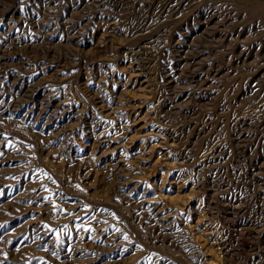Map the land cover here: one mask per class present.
Wrapping results in <instances>:
<instances>
[{"label": "rangeland", "instance_id": "rangeland-1", "mask_svg": "<svg viewBox=\"0 0 264 264\" xmlns=\"http://www.w3.org/2000/svg\"><path fill=\"white\" fill-rule=\"evenodd\" d=\"M105 1L0 0V79L3 81L0 89L9 93V97L13 96L9 109L0 105V264H60L69 254V249L74 247L76 248L74 258L81 264H146V262L147 264H230L232 260L231 264L235 262L241 264L240 260L249 258L251 252H248L250 251L248 249L243 251L240 245L237 246L238 242H242V237L236 229L239 227L235 222L248 219L253 223L261 217L253 209L255 197L251 189L253 182L258 185L257 176L260 174L253 164L255 158H258V165L264 163V128H262L264 112L254 111L250 103L256 101L255 97H252L253 93L255 95L256 92H260L258 99L264 96V0H189L191 2L188 1V5L180 9L182 11L185 8L182 14L181 11L179 15L177 13L178 16L168 11L163 12L171 4L170 0H157L156 4L153 2V7L150 6L151 10L148 5L141 9L135 2L130 3V8L129 5H125L126 9H123L122 6L119 7V0H109L107 3H110L109 5L104 4ZM7 8H9L8 14L5 13ZM211 10L216 14L214 27L210 26L206 31L198 30L192 37L196 47L203 48L200 57L203 65L199 70L204 72L212 60L222 68L217 74H220L219 78L218 76L217 79L214 78V89L207 91L209 96L194 106L196 109L202 107L195 114L197 118L201 114L202 118H206L214 107L220 109L218 112L221 111L217 112L213 119L214 125L221 124V121L224 123H222L224 128L221 124L217 129L221 130L217 134L221 136L218 137L219 139L224 140H222L225 146L223 150L226 153L223 154L224 158L221 156L222 159L220 158L218 163L222 168L219 175L223 177L216 178L220 181L216 178L207 180V171L205 169L197 171L196 167V163L202 159L201 155L206 146L210 145L211 140L207 143L206 138L196 139L194 133L189 134L179 130V122L185 120L179 113L162 111L160 116V113L155 112L158 100L162 99V94L168 89L162 79L161 65L175 52L166 50L161 53L155 50L151 40L143 42L141 37H138L139 33L135 34L145 20L157 18V13L161 11L165 15L158 21L161 29L170 28L173 32L191 33L197 20L199 22L205 19V14H211L209 12ZM49 20L54 23V29L47 32L44 25ZM111 23L115 25L110 27ZM230 28L233 31L234 29L243 31L238 38L242 41L238 39L235 41V37H232L231 41L226 39V37L230 38ZM231 42L233 46L230 45ZM240 51L247 54L246 58L241 56L242 60L231 63V54L235 57ZM133 52L139 54L142 59L140 62L144 64L142 62L136 64L137 59H131L134 57L131 56ZM83 55L86 58H82ZM227 61L230 64H227ZM86 62H88L87 66ZM142 64L146 66L145 69L142 68ZM257 70L263 73L252 79L253 73ZM95 91L98 94H95ZM43 93L48 95L44 99V104L48 105L49 110H56L58 114L49 124H46V116L43 118L41 114L43 109L40 105L32 108L36 120L23 116L29 107L18 106L23 97L30 95L36 100L39 98L40 101ZM250 98H254L255 101L252 102ZM212 102L214 106L210 107ZM243 106H248V109ZM226 107L230 110H225ZM241 110L247 113L243 115ZM225 111L227 113L230 111L229 115ZM205 112H209L208 115ZM240 113L247 117L246 121H249L246 124L249 126L247 129L246 126L235 124ZM225 118L229 119L225 120ZM252 118L256 120L253 121ZM258 120L260 121L256 122ZM229 124L230 127H227ZM218 125L215 127L217 128ZM250 127L252 129H249ZM257 128L260 131H256ZM226 129L230 132L227 133L228 136ZM240 130L243 134H248L247 137L237 138V132ZM187 139L189 145L192 144L190 148L192 150L188 153L183 149ZM254 140L258 141L257 146H254ZM245 144L247 145L243 146ZM248 145L251 148L254 146V149L251 150ZM180 152L192 156L184 160ZM253 169L254 174L251 172ZM18 175L20 177L16 178ZM222 180L235 182V185L231 184L233 190L231 188L230 191L234 192L239 201L246 206L242 216L235 214L229 208L231 205L219 199L221 194L216 196L222 190L219 188ZM15 181L20 188H17V192L16 190L10 192L7 186ZM212 190L215 191L214 195ZM158 204H162V207ZM159 206L161 210L157 211ZM202 206L203 212H200L199 208ZM226 222L228 227L225 226ZM161 226L164 230L156 232ZM216 229L223 230V235L227 232L226 235L231 236V239L235 237L229 243H234L232 247L223 242L225 236L221 238L214 233L217 232ZM214 235L217 236V243L213 241ZM247 238L243 241L250 242L249 237ZM211 241L214 243L212 244ZM185 242L188 246L192 245L191 249H206L205 258L195 260V263L185 261V257L178 252L176 245ZM208 244L212 246L210 250L212 248L215 250L211 251L213 253L209 251ZM219 245L221 249H217ZM223 248L230 249V252ZM235 250H238L239 254H236ZM224 256L234 258L227 259ZM238 258L240 259L237 260ZM251 263L249 260L242 264ZM254 263L262 264L257 262L252 264Z\"/></svg>", "mask_w": 264, "mask_h": 264}, {"label": "bare ground", "instance_id": "bare-ground-1", "mask_svg": "<svg viewBox=\"0 0 264 264\" xmlns=\"http://www.w3.org/2000/svg\"><path fill=\"white\" fill-rule=\"evenodd\" d=\"M94 1V0H93ZM96 1V0H95ZM104 1V0H103ZM108 1L109 0H106L105 2H103L104 4L106 3H108ZM115 1V0H114ZM121 0H119L118 2L120 3V5H119V7H121L122 6V8L123 9H126V8H124V6L126 5H129V7L128 8H130V3L131 2H135V4H137V6H139V7H141V9L142 8H144V6H152L153 5V2L155 3L157 0H126V1H121ZM148 1V2H147ZM189 0H170V5L167 7V9L166 10H164L163 12L165 13V11H168V12H170L172 15H175V16H178L179 15V12L181 11L180 9H183L182 7H185L186 5H188L187 4V2H188ZM215 1V0H214ZM99 2H101V1H99ZM117 2V3H118ZM163 2V1H162ZM166 2V1H165ZM189 2H191V1H189ZM209 2V1H208ZM223 2V1H222ZM85 3V2H84ZM97 3V2H96ZM103 3H101V4H103ZM116 3V4H117ZM27 4V3H26ZM110 4V3H109ZM109 4H107V5H109ZM112 4V3H111ZM132 4V3H131ZM156 4V3H155ZM194 4V3H193ZM34 5V4H33ZM74 5V4H73ZM88 5V4H87ZM100 5V4H99ZM164 5V4H163ZM248 5V4H247ZM16 6V5H15ZM14 6V7H15ZM101 6H103L104 7V5H101ZM116 6V5H115ZM118 6V5H117ZM147 6V7H148ZM214 6V5H213ZM250 6V5H249ZM7 7V6H6ZM9 7V6H8ZM77 7V6H76ZM102 7V8H103ZM138 7V8H139ZM153 7V6H152ZM159 7V6H158ZM191 7V6H190ZM197 7V6H196ZM200 7V6H199ZM207 7V6H206ZM92 8V7H91ZM118 8V7H117ZM132 8H133V6H132ZM154 8H155V6H154ZM157 8V7H156ZM195 8V7H194ZM43 9V8H42ZM111 9H114V8H112L111 7ZM150 10L152 9L151 7L149 8ZM222 9V8H221ZM54 10V9H53ZM104 10V9H103ZM102 10V11H103ZM131 10V9H130ZM133 10V9H132ZM136 10V9H135ZM138 10V9H137ZM144 10V9H143ZM143 10H141V11H143ZM161 10V9H160ZM184 10H185V8H184ZM184 10H182L181 11V14H182V12L184 11ZM215 10V9H214ZM56 11V10H55ZM105 11V10H104ZM103 11V12H104ZM117 11H118V9H117ZM120 11V10H119ZM123 11V10H122ZM128 11V10H127ZM11 12H12V10H11ZM99 12V11H98ZM108 12V11H107ZM112 12V11H111ZM116 12V11H115ZM126 12V11H125ZM156 12V11H155ZM209 12H211V14L209 13V14H205V19H203L202 21H199L198 22V20H197V22L194 24V27H193V29L190 31L191 33H181V32H173V31H171L170 30V28H169V30H170V32H168L169 30L168 29H161V25H159L158 26V24L160 23V22H158L163 16H165L164 15V13H162V11L159 13H157V15L158 16H156L157 18H155V17H152V18H155V19H152L151 17V19L150 20H145V22L143 23V25H142V27L135 33V34H137V33H139V35L140 36H138V37H141L140 39H142L143 40V42L145 41V40H151L152 41V43H151V41H150V43L152 44V46L153 47H155V50H158L159 52H166V50H168L169 52H170V50H172V51H174L175 53L173 54V56L172 57H168V59H166V60H164L163 61V64L161 65V72H162V79L165 81V83H166V85L168 86L167 88V90H166V92L164 93V94H162L163 95V97H162V99L161 100H158V102H157V105H156V113H160V112H162V111H167V112H172V113H179L180 115H182L184 118H185V120H183L182 122H179L180 123V125H179V130H181V131H183V132H188L189 134L190 133H194V136H195V138L196 139H201L202 137H203V139H205L206 138V140H207V143H209L210 142V140H211V142H213V143H211L210 142V145H208V146H206L207 148L204 150V153H202V155H201V157H202V159L200 160V161H198L197 163H196V167H197V171H199V170H202V169H205L207 172H206V175H207V180H208V178H216V177H219L220 175H219V173L221 172V170H222V168H221V166L220 165H218V163H219V161H220V158L222 159V157H223V154H226V153H224V148H225V146L223 145V142H222V140H223V138H222V140L221 139H219L220 137H219V134H217V133H219L221 130H217L218 128H219V125H221L223 122L221 121V124H213V119H214V116L215 115H217V112L220 110H218V109H216L215 107L211 110V112H210V114L208 115L207 113H209V112H205L206 113V115H208V116H206V115H203V116H206V118H202L201 116H202V114H201V116L200 117H196V112L198 111V109L199 108H202V107H199V108H197L196 109V107L194 106V104H196L197 102H200V101H202V100H204L207 96H209V94H208V92L207 91H209L211 88L212 89H214L213 88V84H214V78L215 79H217V77L216 76H218V78H219V75H217L218 74V72L221 70V66L219 65H216V63H215V61H211L210 63H209V65H208V67H207V65H205V68H206V70L204 69V72H201L200 70H199V68H201L202 67V65H203V62H202V60H201V55H202V49L200 48V47H196V44H195V42L193 41V33H195L196 32V34H197V31L198 30H207L210 26L212 27H214V24H215V20H214V18H215V16H216V14H215V12H213L212 13V10L211 11H209ZM5 13H9V8H7L6 9V12ZM49 13V12H48ZM84 13V12H83ZM95 13V12H94ZM109 13V12H108ZM118 13V12H117ZM130 13V12H129ZM150 13V12H149ZM169 13V14H170ZM177 13H178V15H177ZM219 13V12H218ZM97 14V13H96ZM111 14V13H110ZM166 14H167V12H166ZM170 14V15H171ZM66 15H68V14H66ZM115 16V15H114ZM133 16V15H132ZM181 16V15H180ZM229 16V15H228ZM68 17V16H67ZM78 17V16H77ZM101 17V16H100ZM106 17V16H105ZM204 17V16H203ZM226 17V16H225ZM234 17V16H233ZM94 18V17H93ZM137 18V17H136ZM192 18V17H191ZM219 18V17H218ZM7 19V18H6ZM103 19V18H102ZM118 19V18H117ZM125 19V18H124ZM223 19V18H222ZM13 20V19H12ZM108 20V19H107ZM106 20V22H108ZM112 20V19H111ZM189 20V19H188ZM196 20V19H195ZM226 20V19H225ZM230 20V19H229ZM116 21V20H115ZM118 21V20H117ZM121 21V20H120ZM218 21V20H217ZM236 21V20H235ZM242 21V20H241ZM135 22H137V21H135ZM158 22V23H157ZM186 22V21H185ZM194 22V21H193ZM193 22H192V24H193ZM228 22V21H227ZM243 22H245V21H243ZM133 23V22H132ZM138 23V22H137ZM191 23V22H190ZM219 23V22H218ZM229 23V22H228ZM69 24V23H68ZM109 24V23H108ZM117 24V23H116ZM136 24V23H135ZM187 24V23H186ZM191 24V25H192ZM230 24V23H229ZM234 24H235V22H234ZM233 23H232V25H234ZM100 25V24H99ZM111 25H115V23L114 24H110V27H111ZM223 25V24H222ZM241 25V24H240ZM43 26V25H42ZM119 26H121V25H119ZM102 27V26H101ZM117 27V26H116ZM116 27H115V29H116ZM123 27V26H122ZM164 27V26H163ZM176 27V26H175ZM225 27H228V26H225ZM230 27H232V26H230ZM118 28V27H117ZM177 28V27H176ZM175 28V30H177ZM179 28V27H178ZM234 28V27H233ZM44 29H45V31H50V30H52V29H54V23L52 22V21H47L46 23H45V25H44ZM180 29V28H179ZM188 29V28H187ZM239 28H237V30H238ZM256 29V28H255ZM90 30V29H89ZM120 30V29H119ZM131 30V29H130ZM226 30H228V28L226 29ZM114 31H116V30H114ZM90 32V31H89ZM224 32V31H223ZM242 30L241 29H239L238 31H235V29H234V31L230 28V33H229V36H230V38L228 39L227 37H226V39L228 40V41H231V39H232V37H235L234 38V40L236 39H238L239 38V36H240V34H242ZM124 33V32H123ZM199 33V32H198ZM202 33V32H201ZM51 34V33H50ZM133 34V33H132ZM244 34V33H243ZM117 35V34H116ZM134 35V34H133ZM120 36V35H119ZM118 36V37H119ZM129 36V35H128ZM207 36V35H206ZM222 36V35H221ZM224 36H227V35H225L224 34ZM223 36V37H224ZM228 36V37H229ZM80 37V36H79ZM109 37H111V36H109ZM120 37H122V34H121V36ZM123 37H124V35H123ZM210 37V36H209ZM243 37V36H242ZM95 39V38H94ZM97 39V38H96ZM128 39V38H127ZM209 39V38H208ZM211 39V38H210ZM214 39V38H213ZM216 39H218V38H216ZM223 39V38H222ZM248 39V38H247ZM250 39V38H249ZM119 40V39H118ZM123 40V39H122ZM139 40V39H138ZM233 40V39H232ZM235 40V41H236ZM238 40H241V39H238ZM253 40V39H252ZM125 41V40H124ZM141 41V40H140ZM220 41H221V38H220ZM224 41V40H223ZM227 41V42H228ZM234 41V42H235ZM242 41V40H241ZM241 41H239V42H241ZM245 41V40H244ZM250 41V40H249ZM110 42V41H109ZM208 42V41H207ZM214 42V41H213ZM238 42V43H239ZM96 43V42H95ZM113 43V42H112ZM149 43V42H148ZM148 43H146V45L148 44ZM225 43H226V41H225ZM229 43V42H228ZM94 44V43H93ZM227 44V43H226ZM237 44V43H236ZM115 45V44H114ZM113 45V46H114ZM230 45L231 46H233V44H232V42L230 43ZM240 45V44H239ZM234 46H235V44H234ZM111 47V46H110ZM115 47V46H114ZM238 47V46H237ZM143 48H144V46H143ZM235 48V47H234ZM233 48V49H234ZM241 48H245V47H241ZM99 49V48H98ZM111 50V49H110ZM120 50V49H119ZM118 50V51H119ZM149 50V49H148ZM243 50V49H242ZM129 51V50H128ZM151 51V50H150ZM149 51V52H150ZM168 51H167V53H168ZM95 52H96V50H95ZM104 52V51H103ZM112 52V51H111ZM130 52V51H129ZM218 52V51H217ZM217 52H215V53H217ZM59 53V52H58ZM94 53V52H93ZM152 53V52H151ZM154 53H156L155 51H154ZM166 53V54H167ZM211 53V52H210ZM218 53H220V52H218ZM232 53H235V52H232ZM242 53H245V52H243V51H240L238 54H236L235 55V57L233 56V54H231L232 55V57H234V58H232V57H230L229 59H230V62L232 63H234V61H238L240 58H241V56H244V57H242V58H246V56H247V54L245 53V54H242ZM45 54H47V53H45ZM1 55V54H0ZM42 55V54H41ZM103 55V54H102ZM121 55V54H120ZM134 55V57H131V56H133ZM139 54H137V53H135V52H133L132 53V55L130 56L131 57V59L132 58H136L137 60H136V64H140L141 62H140V60H142L139 56H138ZM153 55V54H152ZM158 55V54H157ZM168 55V54H167ZM207 55V54H206ZM217 55V54H216ZM51 56V55H50ZM98 56V55H97ZM122 56V55H121ZM151 56V55H150ZM215 56V55H214ZM229 56H230V54H229ZM86 58V56H82V58ZM96 57V56H95ZM111 57V56H110ZM164 57V56H163ZM94 58V57H93ZM97 58H99V57H97ZM150 58H152V57H150ZM158 58V57H157ZM225 58V57H224ZM91 59V58H90ZM89 59V60H90ZM206 59H207V56H206ZM210 59V58H209ZM45 60V59H44ZM80 60V59H79ZM98 60V59H97ZM100 60V59H99ZM114 60V59H113ZM215 60H217V59H215ZM220 60V59H219ZM227 60H228V58H227ZM240 60H242V59H240ZM243 60H245V59H243ZM248 60V59H247ZM41 61V60H40ZM43 61V60H42ZM94 61V60H93ZM92 61V62H93ZM132 61V60H131ZM205 61H207V60H205ZM221 61V60H220ZM223 62V61H222ZM230 62L229 61H227V64L229 63L230 64ZM242 62V61H241ZM43 63V62H42ZM83 63V62H82ZM87 63L88 62H86V66H87ZM143 63V62H142ZM236 63V62H235ZM242 63H245V61H243ZM95 64V63H94ZM135 64V65H136ZM144 64V63H143ZM142 64V68L143 69H145V67L146 66H144ZM205 64V63H204ZM78 65H80V63H78ZM224 65V64H223ZM232 65V64H231ZM243 65V64H242ZM85 66V67H86ZM137 66V65H136ZM227 66V65H226ZM247 66V65H246ZM92 67V66H91ZM160 67V66H159ZM235 67V66H234ZM228 68V67H227ZM147 69V68H146ZM229 69V68H228ZM231 69V68H230ZM93 70H94V68H93ZM147 71V70H146ZM149 71V70H148ZM147 71V72H148ZM237 71V70H236ZM150 72V71H149ZM148 72V73H149ZM222 72V71H221ZM220 72V73H221ZM227 72V71H226ZM229 72H230V70H229ZM264 72V71H263ZM263 72H261V73H263ZM151 74H152V72H150ZM224 73V72H223ZM236 73V72H235ZM260 73V70H257V71H255V73H253V77H251L252 79L253 78H255V76H257V75H259V74H261ZM91 74H92V72H91ZM97 74V73H96ZM110 74V73H109ZM156 74H158V73H156ZM155 74V75H156ZM82 75V74H81ZM145 75V74H144ZM147 76H148V74H147ZM263 76V75H262ZM150 77V76H149ZM158 77V76H157ZM224 77V76H223ZM250 77V76H249ZM258 77H261V76H258ZM1 78V77H0ZM18 77H16V79H17ZM102 78V77H101ZM113 78V77H112ZM148 78V77H147ZM221 78V77H220ZM250 78V79H251ZM98 79V78H97ZM151 79H153V77H151ZM245 79H247V78H245ZM259 79V78H258ZM149 80V79H148ZM147 80V81H148ZM255 80V79H254ZM15 81V80H14ZM90 81V80H89ZM249 81V80H248ZM247 81V82H248ZM2 80L0 79V88H2V86H1V84H2ZM77 82V81H76ZM84 82V81H83ZM100 82H101V80H100ZM150 82V81H149ZM153 82H155V80L153 81ZM249 82H251V81H249ZM248 82V83H249ZM13 83V82H12ZM15 83V82H14ZM102 83V82H101ZM147 83V82H146ZM252 83V82H251ZM250 83V84H251ZM69 84V83H68ZM85 84V83H84ZM96 84V83H95ZM103 84H104V82H103ZM157 84V83H156ZM216 84V83H215ZM235 84V83H234ZM247 84V83H246ZM245 84V85H246ZM82 85V84H81ZM154 85V84H153ZM229 85V84H228ZM244 85V86H245ZM253 85V84H252ZM43 86V85H42ZM97 86H98V84H97ZM162 87V86H161ZM220 87H221V85H220ZM227 87V86H226ZM239 87V86H238ZM88 88V87H87ZM99 88V87H98ZM42 89V88H41ZM90 89V88H89ZM105 89H106V87H105ZM232 89H233V87H232ZM250 89H252V88H250ZM263 89V88H262ZM19 90V89H18ZM97 90V89H96ZM100 90V89H99ZM102 90V89H101ZM104 90V89H103ZM164 90V89H163ZM216 90V89H215ZM222 90V89H221ZM153 91V90H152ZM213 90H211V92H212ZM257 91V90H256ZM255 91V92H256ZM260 91H262L261 89H260ZM40 92H41V90H40ZM47 92V91H46ZM88 92V91H87ZM214 92V91H213ZM223 92V91H222ZM227 92V91H226ZM231 92V91H230ZM253 92V91H252ZM92 93V92H91ZM105 93V92H104ZM159 93V92H158ZM259 93V95H260V92H258ZM258 93L256 92L255 93V95H254V93H253V95H252V97H255V100H253V99H251L250 98V100H252V102L253 101H255V102H253V103H248V105H250L252 108H254V111H256V110H258V111H261L262 110V112H264L263 110H264V99H263V97H261L262 96V94H263V91L261 92L262 94H261V98H259L258 99V97H259V95H258ZM52 94V93H51ZM76 94V93H75ZM95 94H98V92L97 91H95ZM102 94V93H101ZM219 94H220V92H219ZM218 94V95H219ZM229 94V93H228ZM227 94V95H228ZM251 94V93H250ZM106 95V94H105ZM16 96V95H15ZM18 96V95H17ZM16 96V97H17ZM21 96V95H20ZM42 96H43V98L40 100V101H38L39 100V98H38V100H36V98L35 97H33V95H30V96H28V97H23V99H22V102H20L19 104H18V106L19 105H25L27 108H28V110L26 111V113H25V115H23V116H27V118L28 119H35L36 120V118L34 117V113L35 112H33L32 111V108L33 107H35L36 105H40L41 106V109H43L42 111H41V114H42V116H43V118H44V116H46V124H49L51 121H54L55 120V117L58 115L57 114V111L56 110H49L48 109V105L47 104H44L45 102H44V99H45V97L46 96H48L47 94H42ZM52 96V95H51ZM50 96V97H51ZM97 96V95H96ZM229 96V95H228ZM13 98V96L12 97H9V93H7V92H5L3 89H0V105H4V107L5 108H10L9 107V103H10V101H11V99ZM47 98V97H46ZM92 98V97H91ZM98 98V97H97ZM107 98V97H106ZM10 99V100H9ZM100 98H98V100H99ZM120 99V98H119ZM221 99V98H220ZM223 99V98H222ZM101 100V99H100ZM15 101H17V100H15ZM46 101V100H45ZM120 101V100H119ZM156 101V100H155ZM235 101H236V99H235ZM234 101V102H235ZM243 101H246V100H243ZM249 100H247V102H248ZM50 102V101H49ZM240 102V101H239ZM246 102V103H247ZM47 103V102H46ZM103 103V102H102ZM156 103V102H155ZM222 103V102H221ZM228 103H230V102H228ZM227 103V104H228ZM243 103V102H242ZM241 103V104H242ZM204 104V103H203ZM214 104V102H212V105L210 104V107L211 106H214L213 105ZM236 104V103H235ZM13 105H15V104H13ZM52 105V104H51ZM56 105L57 104H55V107H56ZM106 105V104H105ZM217 105V104H216ZM219 106H220V104H218ZM223 105V104H222ZM229 105H231V104H229ZM234 105V104H233ZM246 105V104H245ZM100 106V105H99ZM118 106V105H117ZM117 106H115V107H117ZM218 106V107H219ZM238 106V105H237ZM39 107V106H38ZM43 107V108H42ZM153 107V106H152ZM207 107V106H206ZM209 107V105H208V108H210ZM217 107V106H216ZM223 107V106H222ZM236 107V106H235ZM242 107V106H241ZM243 107H245V106H243ZM248 107V106H247ZM247 107H245L246 109H248ZM54 108V107H53ZM113 108H114V106H113ZM221 108V107H220ZM234 108V107H233ZM245 108H241L242 110H245ZM256 108V109H255ZM39 109V108H38ZM211 109V108H210ZM225 109V108H224ZM228 108L226 107V109L225 110H227ZM249 109H250V107H249ZM5 110V109H4ZM201 110V109H200ZM228 110H230V109H228ZM227 110V111H228ZM233 110V109H232ZM241 110V111H242ZM40 111V110H39ZM207 111H208V109H207ZM210 111V110H209ZM223 112H224V110H222ZM239 111V110H238ZM240 111V112H241ZM248 111V110H247ZM251 111V110H250ZM249 111V112H250ZM221 112V111H220ZM220 112H218V113H220ZM226 112V111H225ZM230 112V111H229ZM228 112V113H229ZM232 112V111H231ZM243 112V115H245V112L246 111H242ZM252 112V111H251ZM64 113V112H63ZM113 113V112H112ZM155 113V114H156ZM203 113H204V111H203ZM227 113V112H226ZM227 113V114H228ZM239 113V112H238ZM247 113V112H246ZM254 113V112H253ZM257 113V112H256ZM24 114V113H23ZM128 114V113H127ZM164 114V113H163ZM170 114V113H169ZM199 114V115H200ZM234 114V113H233ZM232 114V115H233ZM242 113H240V114H238V115H240L238 118H236V126H238V125H241V126H246V124H248V122L249 121H246V116L244 117V116H242L241 115ZM258 114V113H257ZM257 114H255V115H257ZM105 115V114H104ZM116 115V114H115ZM153 115H154V113H153ZM229 115V114H228ZM247 115V114H246ZM250 115V114H249ZM259 115V114H258ZM257 115V116H258ZM160 116H161V113H160ZM174 116V115H173ZM220 116H221V114H220ZM225 116V115H224ZM231 116V115H230ZM251 116H252V114H251ZM256 116V117H257ZM37 117H39V115H37ZM61 117V116H60ZM121 117V116H120ZM158 117V116H157ZM223 117V116H222ZM226 117V116H225ZM237 117V116H236ZM250 116H248V118H249ZM94 118H96V117H94ZM224 118V117H223ZM231 118H232V116H231ZM263 118V117H262ZM261 118V119H262ZM93 119V118H92ZM119 119V118H118ZM131 119V118H130ZM183 119V118H182ZM215 119H217L218 120V118H215ZM227 119H229V118H227ZM226 118H225V120H227ZM255 119V118H254ZM254 119L252 118V120L254 121ZM257 119H258V117H257ZM264 119V118H263ZM27 120V119H26ZM34 120V121H35ZM120 120V119H119ZM170 120V119H169ZM220 120H221V118H220ZM234 121H235V119H233ZM256 120V119H255ZM116 121H117V119H116ZM130 121V120H129ZM260 120H258V121H256V122H259ZM28 122V121H27ZM60 122V121H59ZM95 122V121H94ZM264 122V121H263ZM53 123V122H52ZM51 123V124H52ZM58 123V122H57ZM96 123V122H95ZM215 123H216V121H215ZM218 123V122H217ZM220 123V122H219ZM231 123V122H230ZM234 123H233V125H234ZM255 123V122H254ZM35 124V123H34ZM177 124V123H176ZM224 124V123H223ZM223 124H222V128H224L223 127ZM258 124V123H257ZM256 124V125H257ZM92 125V124H91ZM216 125H218V127L216 128L215 126ZM225 125H226V123H225ZM255 125V124H254ZM264 125V124H263ZM63 126V125H62ZM62 126H60V127H62ZM95 126V125H94ZM176 126V125H175ZM235 126V127H236ZM248 126V125H247ZM247 126H246V128L245 129H247ZM251 126V125H250ZM258 126V125H257ZM262 126V125H261ZM54 127V126H53ZM108 127V126H107ZM123 127V126H122ZM227 127H230V124H229V126H227ZM240 127V126H239ZM249 127V126H248ZM255 127V126H254ZM259 127H260V125H259ZM258 127V128H259ZM43 128V127H42ZM93 128V127H92ZM221 128V127H220ZM256 129V131L258 130V131H260L259 129ZM262 128H264V127H262ZM62 129V128H61ZM242 129H243V127H242ZM249 129H252L251 127L249 128ZM248 129V130H249ZM44 130V129H43ZM227 130L228 129H226V135H227V133L229 132H227ZM248 130H246V131H248ZM262 130V129H261ZM52 131H54V130H52ZM177 131H178V129H177ZM234 131H235V129H234ZM172 132V131H171ZM232 132V131H231ZM254 132V131H253ZM42 133V132H41ZM230 133V132H229ZM228 133V134H229ZM238 134H237V138H242V137H247V135H245V134H243V132L240 130V132H237ZM255 133V135H256V132H254ZM49 134V133H48ZM59 134V133H58ZM167 134H169V133H167ZM172 134V133H171ZM221 134V133H220ZM233 134H235V133H233ZM250 134V133H249ZM258 134V133H257ZM259 134H261V133H259ZM264 134V133H263ZM223 135V134H222ZM230 135H232V134H230ZM230 135H229V137H230ZM236 135V134H235ZM64 136H66V135H64ZM172 136V135H171ZM173 136H174V134H173ZM172 136V137H173ZM193 136V135H192ZM228 136V135H227ZM227 136H225L226 138H228ZM234 136V135H233ZM61 137V136H60ZM171 137V139H173ZM216 137V138H215ZM219 137V138H218ZM224 137V139H226ZM251 136H249V138H250ZM256 137V136H255ZM258 137V136H257ZM256 137V138H257ZM264 137V136H263ZM59 138V137H58ZM169 138V137H168ZM212 138H214V139H212ZM236 138V137H235ZM253 138V137H252ZM255 138V139H256ZM12 139V138H11ZM47 139V138H46ZM179 139V138H178ZM188 139H189V137H188ZM188 139H187V142L185 143V141H184V143H185V145L183 146V149H184V151L185 152H187L188 153V151H190V150H192V149H190L191 148V146H192V144H191V146L189 145L190 144V142H188ZM216 139V140H215ZM259 139V138H258ZM263 139V138H262ZM261 139V140H262ZM60 140V139H59ZM68 140V139H67ZM164 140V139H163ZM175 140V139H174ZM202 140V139H201ZM227 141H228V139H226ZM225 140V141H226ZM65 141V140H64ZM170 141V140H169ZM176 141V140H175ZM224 141V140H223ZM232 141V140H231ZM237 141V140H236ZM240 141V140H239ZM243 141V140H242ZM241 141V142H242ZM246 141V140H245ZM255 141V140H254ZM253 141V143L255 144L254 146H257L258 145V141L256 140L255 142ZM264 141V140H263ZM4 142V141H3ZM51 142V141H50ZM204 142V141H203ZM246 142H249V141H246ZM245 142V143H246ZM109 143V142H108ZM225 143V142H224ZM230 143V142H229ZM261 143H262V141H261ZM261 143L259 144L260 146H261ZM63 144V143H62ZM66 145H67V143H65ZM71 144V143H70ZM69 144V145H70ZM93 144V143H92ZM91 144V145H92ZM170 144H171V142H170ZM241 144V143H240ZM66 145H64L65 147H66ZM73 145V144H72ZM101 145V144H100ZM173 145V144H172ZM177 145V144H176ZM247 144H245V145H243V146H246ZM250 145H251V143H250ZM194 146V145H193ZM228 146H229V144H228ZM236 146V145H235ZM242 146V147H243ZM249 146V145H248ZM254 146H252V148L254 149ZM263 146H264V144H263ZM200 147V146H199ZM231 147V146H230ZM237 147V146H236ZM235 147V148H236ZM95 148V147H94ZM193 148V147H192ZM232 148V147H231ZM249 148H251L250 146H249ZM252 148H251V150H252ZM261 148V147H260ZM260 148H259V150H260ZM101 149V148H100ZM200 149V148H199ZM237 149H238V147H237ZM247 149V148H246ZM264 149V148H263ZM79 150V149H78ZM69 151V150H68ZM6 152V151H5ZM177 152V151H176ZM200 152V151H199ZM230 152V151H229ZM241 152V151H240ZM249 153H250V151H248ZM254 152V151H253ZM256 152V151H255ZM41 153V152H40ZM61 153V152H60ZM160 153V152H159ZM191 153V152H190ZM196 153V152H195ZM195 153H194V155H195ZM245 153H246V151H245ZM27 154V153H26ZM37 154V153H36ZM44 154V153H43ZM228 154V153H227ZM242 154V153H241ZM103 155V154H102ZM190 155V154H189ZM188 154H186V153H182V152H180V156L184 159V160H188L189 158H191V156H189ZM243 155V154H242ZM247 155H249V154H247ZM255 155V154H254ZM197 156V155H196ZM222 156V157H221ZM238 156V155H237ZM240 156V155H239ZM246 156V155H245ZM60 157V155L58 156V158ZM226 157V156H225ZM228 157V156H227ZM252 157V156H251ZM257 157V156H256ZM54 158V157H53ZM196 158V157H195ZM224 158V157H223ZM250 158V157H249ZM253 158H255V157H253ZM45 159V158H44ZM64 159H65V157H64ZM86 159H89V158H86ZM228 159V158H227ZM237 159V158H236ZM239 159V158H238ZM26 160V159H25ZM85 160V159H84ZM90 160V159H89ZM191 160V159H190ZM250 160V159H249ZM263 160V159H262ZM47 161V160H46ZM86 161V160H85ZM243 161H245V160H243ZM30 162V161H29ZM48 162V161H47ZM87 162V161H86ZM183 162V161H182ZM192 162H193V160H192ZM250 162V161H249ZM240 163V162H239ZM68 164V163H67ZM226 164V163H225ZM236 164V163H235ZM252 164V163H251ZM255 166H256V171L258 170L259 171V176H257V181H258V185L256 186L255 184H254V182L252 183V191L254 192V197H255V206L253 207V209H254V211H256L257 212V214L259 213V215L261 216L258 220H257V222L255 223L254 221H253V223H252V221L251 220H248V219H241V220H238V223H236L235 222V225L236 226H238L239 228H236L237 230H239V235H240V237H242V242L241 243H237V246H241V249L243 250V251H245L246 249H248V250H250V251H248V252H251V254L249 255V258H247L246 260H240V262H241V264L242 263H244L245 261H249L250 260V262H257V263H262L263 264V262H264V163H262V165L260 164V165H258L259 163H258V158H255V160H254V163H253ZM253 164H252V166H253ZM238 165H240V164H238ZM242 165V164H241ZM58 166V165H57ZM229 166V165H228ZM59 167V166H58ZM242 167V166H241ZM250 167H251V165H250ZM194 168V167H193ZM230 168V167H229ZM234 168V167H233ZM235 169V168H234ZM248 169V168H247ZM190 170V169H189ZM33 171V170H32ZM224 171H225V169H224ZM238 171H239V169H238ZM241 171V170H240ZM246 171H249V170H246ZM254 169L251 171L253 174H254ZM114 172V171H113ZM237 172V171H236ZM242 172V171H241ZM250 172V171H249ZM17 173V172H16ZM31 173V172H30ZM61 173V172H60ZM231 173V172H230ZM246 174V173H245ZM245 174H243V175H245ZM16 175V174H15ZM14 175V176H15ZM206 175H205V177H206ZM226 175H227V172H226ZM113 176V175H112ZM242 176V175H241ZM20 176L18 175L16 178H19ZM24 177V176H23ZM22 177V179L24 180V178ZM72 177V176H71ZM110 177V176H109ZM119 177V176H118ZM221 178L223 177L222 175L220 176ZM252 177V176H251ZM242 178V177H241ZM46 179V178H45ZM127 179V178H126ZM216 179H218V178H216ZM256 179V178H255ZM254 179V180H255ZM14 180V179H13ZM49 180V179H48ZM210 180H212V179H210ZM219 180V179H218ZM45 181V180H44ZM164 181V180H163ZM205 181V180H204ZM220 181V180H219ZM228 181V180H227ZM238 181V180H237ZM22 182V181H21ZM230 182V181H229ZM229 182H226L225 180H222L221 182H220V184H219V188H222V190H220L219 191V193H217L216 194V196L217 195H219V194H221V198H219V199H222V201L223 202H227V204L228 205H231V207H229V208H231L232 209V211L235 213V214H241V216H242V213L244 212V210H245V207L246 206H244L239 200V198H238V196L233 192H231L230 190H231V188H232V186H231V184H234L233 182L232 183H229ZM247 182V181H246ZM237 183H239V182H237ZM248 183V182H247ZM239 184H241V183H239ZM4 185V184H3ZM6 185H8V184H6ZM61 185V184H60ZM124 185V184H123ZM211 185H213V184H211ZM235 185V184H234ZM247 185V184H246ZM8 189H9V191L11 192V191H15L16 190V192H17V188L19 187V185H18V183L15 181V182H11L8 186ZM6 187V188H7ZM214 187V186H213ZM235 187H237V186H235ZM240 187V186H239ZM239 187L237 188V189H239ZM1 188V187H0ZM20 188V187H19ZM77 188V187H76ZM247 190H248V185H247ZM22 189V188H21ZM49 189V188H48ZM209 189V188H208ZM235 189V188H234ZM241 189H242V187H241ZM250 189V188H249ZM219 190V189H218ZM232 190H233V188H232ZM213 192H212V194L214 195V190H212ZM235 191H237L236 189H235ZM240 191V190H239ZM10 192H9V195H10ZM211 192V191H210ZM243 192H245V191H243ZM18 193H19V191H18ZM242 193V192H241ZM240 193V194H241ZM3 194V193H2ZM13 194H14V192H13ZM207 195V194H206ZM14 197L16 198V195H14ZM13 197V198H14ZM60 197V196H59ZM210 197V196H209ZM218 197V196H217ZM15 198H14V200H15ZM19 198V197H18ZM65 198V197H64ZM241 198V197H240ZM56 199V198H55ZM18 200V199H17ZM106 200V199H105ZM203 200V199H202ZM201 200V201H202ZM21 201V200H20ZM209 202V201H208ZM216 202V201H215ZM20 203V202H19ZM201 203V202H200ZM212 203H214V202H212ZM155 205H156V203H154ZM153 204V205H154ZM205 204V203H204ZM215 205H216V203H214ZM217 204H218V202H217ZM226 204V205H227ZM249 204V203H248ZM158 205H162V204H158ZM157 205V206H158ZM148 206V205H147ZM152 206V205H151ZM160 206H159V208L157 209V211H159V209H160ZM205 206V205H204ZM209 206V205H208ZM217 206V205H216ZM155 207V206H154ZM162 207V206H161ZM181 207V206H180ZM200 207V206H199ZM210 207V206H209ZM224 207V206H223ZM148 208H150V207H148ZM156 208V207H155ZM182 208V207H181ZM202 208H204L203 206L201 207V208H199L200 209V212L202 211L201 209ZM218 208V207H217ZM226 208V207H225ZM224 208V209H225ZM135 209V208H134ZM198 209V210H199ZM161 210V209H160ZM211 210V209H210ZM150 211V210H149ZM152 211H153V209H152ZM157 211L155 212L154 211V213H157ZM197 211V210H196ZM225 211H227L226 209H225ZM232 211L230 212V214L232 213ZM248 211V210H247ZM5 212V211H4ZM199 212V211H198ZM203 212V211H202ZM205 212L206 211H204V214H205ZM89 213V212H88ZM136 213V212H135ZM153 213V214H154ZM7 214V213H6ZM160 214V213H159ZM169 214V213H168ZM10 215V214H9ZM148 215V214H147ZM152 215V214H151ZM207 215V214H206ZM228 215V214H227ZM131 216V215H130ZM203 216V215H202ZM230 216V215H229ZM250 216V215H249ZM57 217H58V214H57ZM203 217H205V216H203ZM237 217V216H236ZM235 216H234V218H236ZM59 218V217H58ZM162 218V217H161ZM224 218H227V217H225L224 216ZM229 218V217H228ZM233 218V217H232ZM252 218V217H251ZM52 219V218H51ZM199 219V218H198ZM120 220V219H119ZM236 220V219H235ZM49 221V220H48ZM121 221V220H120ZM156 221V220H155ZM96 222V221H95ZM228 222V221H227ZM226 222V223H227ZM30 223V222H29ZM165 223V222H164ZM189 223V222H188ZM61 224V223H60ZM66 224V223H65ZM97 224H98V222H97ZM158 224V223H157ZM168 224V223H167ZM229 224H231V223H229ZM36 225V224H35ZM170 225V224H169ZM228 225V223L225 225V226H227ZM235 225H233V226H235ZM97 226V225H96ZM158 226V225H157ZM208 226V225H207ZM45 227V226H44ZM60 227V226H59ZM217 227V226H216ZM228 227V226H227ZM168 228V227H167ZM214 228V227H213ZM219 229H220V226H219ZM219 229H216L217 230V232L216 231H214V233H216V235H219V236H221V238L222 237H224V243L225 244H228V245H231V247L233 246V244L231 243V244H229L230 242H232V239L233 238H235V237H232V239H231V236L230 237H228L226 234H227V232H224V233H226L225 235H223V230H220L219 231ZM223 229V228H222ZM228 229V228H227ZM230 229H232V228H230ZM229 229V230H230ZM60 230V229H59ZM160 230H162V226H161V228L159 227L158 229H156V232H159ZM164 230V229H163ZM162 230V231H163ZM205 230V229H204ZM215 230V229H214ZM233 230V229H232ZM231 230V231H232ZM171 231V230H170ZM206 231V230H205ZM38 232V231H37ZM54 232V231H53ZM100 232V231H99ZM166 232H168V231H166ZM211 232V231H210ZM213 232V231H212ZM230 232V231H229ZM205 233H207V232H205ZM25 234H26V232H25ZM60 234V233H59ZM168 234V233H167ZM231 234V233H230ZM23 235V234H22ZM78 235H80V234H78ZM193 235H195V234H193ZM239 235H238V237H239ZM29 236V235H28ZM33 236V235H32ZM81 236V235H80ZM155 236V235H154ZM234 236H235V233H234ZM246 236V237H245ZM23 237V236H22ZM38 237V236H37ZM148 237H149V235H148ZM150 237H152V236H150ZM214 238V240L213 241H215L216 242V238H217V236H213ZM247 238V237H249V241L250 242H246V241H243V240H246L245 238ZM29 238V237H28ZM70 238V237H69ZM68 238V239H69ZM78 238V237H77ZM207 238V237H206ZM206 238H205V240H206ZM220 238V239H221ZM22 239V238H21ZM79 239H80V237H79ZM104 238H102V240H103ZM148 239V238H147ZM183 239V238H182ZM182 239H181V241H182ZM209 239V238H208ZM239 238H237V240H238ZM248 239V238H247ZM58 240V239H57ZM91 240V239H90ZM93 240V239H92ZM151 240V239H150ZM31 241H32V239H31ZM34 241V240H33ZM71 241H73V240H71ZM79 241H81V240H79ZM87 241V240H86ZM161 241V240H160ZM166 241V240H165ZM202 241V240H201ZM203 241H204V239H203ZM202 241V242H203ZM207 241V240H206ZM213 241H211V243L213 244L214 242ZM234 241V240H233ZM240 241H241V239H240ZM75 242H78V241H75ZM82 242V241H81ZM163 242V241H162ZM188 242V241H187ZM187 242H185V243H182V244H180V243H176V245H177V248H178V252L181 254V255H183L184 257H182V258H184V260L185 261H191V262H193V263H195V260H201V259H203V258H205V253H206V249L205 250H203L202 248L201 249H199V250H195V249H191V246H188V243ZM201 242V243H202ZM235 242H236V240H235ZM25 242H23V244H24ZM31 243V242H30ZM91 243V242H90ZM217 243V242H216ZM223 243V244H224ZM21 244V243H20ZM43 244V243H42ZM92 244V243H91ZM103 244V243H102ZM200 244V243H199ZM198 244V245H199ZM90 245V244H89ZM203 245V244H202ZM215 245V244H214ZM236 245V244H235ZM234 245V246H235ZM24 246V245H23ZM59 246V245H58ZM70 246V245H69ZM83 246V245H82ZM195 246V245H194ZM197 246V245H196ZM195 246V247H196ZM206 246V245H205ZM205 246H202L203 248L205 247ZM210 246H211V244L209 245L208 244V247H209V251L211 252L212 250L213 251H215L213 248H212V250H210ZM220 246L221 245H219V247L218 246H216V247H218L217 249H219L220 248ZM226 246V245H225ZM224 246V247H225ZM237 246H235V247H237ZM239 246V247H240ZM28 247V246H27ZM199 247V246H198ZM212 247V246H211ZM230 247V246H229ZM60 248V247H59ZM58 248V249H59ZM72 248V247H71ZM200 248V247H199ZM10 249V248H9ZM54 249V248H53ZM68 249V248H67ZM208 249V248H207ZM216 249V250H217ZM221 249V248H220ZM225 248H223V250H224ZM235 249H237V248H235ZM240 249V250H241ZM41 250V249H40ZM92 250V249H91ZM230 249H225V251H229ZM238 250H239V248H238ZM237 250V251H238ZM147 251V250H146ZM145 251V252H146ZM150 251V250H149ZM221 251V250H220ZM232 251H234L233 249H232ZM236 251V250H235ZM237 251H236V254H239V253H237ZM39 252V251H38ZM45 252V251H44ZM57 252V251H56ZM76 252V248L74 247V249H69V254H67L66 255V257H64V259L63 260H61V263L60 264H81V262H78V260H76V258H74V253ZM153 252V251H152ZM230 252V251H229ZM239 252V251H238ZM247 252V251H246ZM9 253H11V252H9ZM48 253V252H47ZM63 253V252H62ZM211 253H213V252H211ZM221 253V252H220ZM219 253V254H220ZM224 253H226V252H224ZM232 253V252H231ZM81 254V253H80ZM95 254V253H94ZM93 254V255H94ZM97 254V253H96ZM148 254V253H147ZM154 254H155V252H154ZM154 254H153V256H154ZM215 254V253H214ZM218 254V255H219ZM233 254H234V252H233ZM242 254V253H241ZM181 255H179V256H181ZM213 255V254H212ZM221 255V254H220ZM225 255V254H224ZM228 255V254H227ZM243 255V254H242ZM242 255H240V256H242ZM245 255H248V254H246L245 253ZM6 256V255H5ZM13 256V255H12ZM64 256V255H63ZM216 256V255H215ZM222 256V255H221ZM226 256V255H225ZM224 256V257H225ZM233 256V255H232ZM11 257V256H10ZM151 257V256H150ZM159 257V256H158ZM234 257H235V255H234ZM234 257H232V258H234ZM248 257V256H247ZM33 258V257H32ZM79 258V257H78ZM207 258V257H206ZM225 258H227V257H225ZM230 259H232L231 257H229ZM229 258H227V259H229ZM242 258V257H241ZM243 258H245V257H243ZM150 259V258H149ZM153 259H155V258H153ZM221 260H222V257L220 258ZM236 259V258H235ZM240 258H238L237 260H239ZM152 260V259H151ZM150 260V261H151ZM220 260V261H221ZM60 261V260H59ZM96 261V260H95ZM135 261V260H134ZM168 261V260H167ZM166 261V262H167ZM184 261V262H185ZM188 261V262H189ZM229 261H231V260H229ZM155 262V261H154ZM160 262V261H159ZM207 262V261H206ZM235 262V261H234ZM238 262V261H237ZM22 263V262H21ZM89 263V262H88ZM137 263V262H136ZM148 262H146V264H147ZM190 263V262H189ZM231 263H233V260H232V262ZM230 263V264H231ZM236 263V262H235ZM234 263V264H235ZM239 263V262H238ZM251 263V264H252ZM8 264V263H7ZM17 264V263H16ZM90 264V263H89ZM121 264V263H120ZM156 264V263H155ZM158 264V263H157ZM225 264V263H224ZM240 264V263H239ZM255 264V263H254Z\"/></svg>", "mask_w": 264, "mask_h": 264}]
</instances>
